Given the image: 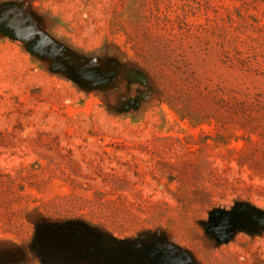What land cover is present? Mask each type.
<instances>
[{"label": "rangeland", "instance_id": "1", "mask_svg": "<svg viewBox=\"0 0 264 264\" xmlns=\"http://www.w3.org/2000/svg\"><path fill=\"white\" fill-rule=\"evenodd\" d=\"M0 238L264 264V0H0Z\"/></svg>", "mask_w": 264, "mask_h": 264}, {"label": "trees", "instance_id": "2", "mask_svg": "<svg viewBox=\"0 0 264 264\" xmlns=\"http://www.w3.org/2000/svg\"><path fill=\"white\" fill-rule=\"evenodd\" d=\"M46 225H47L46 222L41 223V225H40V227H39V230L42 231L43 229H45V228H46ZM3 242L5 243L6 240L0 238V244L3 243ZM8 242H9V241H8Z\"/></svg>", "mask_w": 264, "mask_h": 264}]
</instances>
